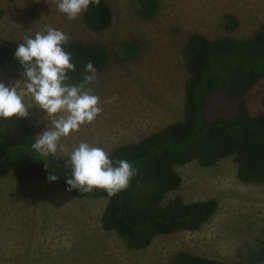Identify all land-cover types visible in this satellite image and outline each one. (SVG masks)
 Here are the masks:
<instances>
[{"label": "rangeland", "instance_id": "374dc122", "mask_svg": "<svg viewBox=\"0 0 264 264\" xmlns=\"http://www.w3.org/2000/svg\"><path fill=\"white\" fill-rule=\"evenodd\" d=\"M105 1L113 12L112 23L96 32L85 24L84 12L69 20L55 0H0V47L18 46L24 36L34 38L51 27L69 39L103 44L110 52L95 81L83 83L99 97L102 112L61 138L69 151L83 141L109 154L183 120L189 76L183 50L189 36L200 32L210 38H247L261 32L264 24V0H161L160 12L149 20L136 15L132 0ZM229 12L240 20L232 31L224 25ZM130 41L132 51L125 45ZM22 73L1 71L0 82L14 84L24 102L33 105ZM263 90V83L258 84L247 96L254 114L264 109ZM239 102L217 91L203 115L210 120L234 118ZM62 114L47 120L46 112L33 105L28 119L38 135ZM57 153L63 155L59 149ZM177 170L182 185L168 198H215L218 209L198 230L160 236L142 250L129 249L116 232L102 227L107 198H77L47 180L20 182L12 174L0 179V264H174L183 251L226 263L245 262L257 239L264 238V183L242 182L234 156L209 167L192 161Z\"/></svg>", "mask_w": 264, "mask_h": 264}, {"label": "trees", "instance_id": "16d2710c", "mask_svg": "<svg viewBox=\"0 0 264 264\" xmlns=\"http://www.w3.org/2000/svg\"><path fill=\"white\" fill-rule=\"evenodd\" d=\"M131 4L136 15L145 20L155 18L161 10V0H132ZM83 18L88 28L101 32L111 25L113 12L105 0H99V4L89 5ZM224 20L227 31L240 24L231 12L224 15ZM131 42H126V47L130 48ZM62 47L75 64V70L67 72L64 82L70 86L85 83L89 61L98 73L110 58V52L100 43L69 39ZM16 48L0 47V72H23L14 58ZM183 53L189 74L185 84V118L108 154L113 161L128 160L137 170L125 189L111 196L100 188L91 192L67 191L66 180L71 178L67 157L58 153L43 156L32 148L37 135L28 116L0 118V179L12 174L20 182L48 181L51 174L59 177L52 182L74 197L107 198L102 227L116 232L133 250L148 248L160 236L201 228L216 213L219 202L215 198L187 202L179 194L168 198L182 185L178 166L197 161L209 167L234 156L242 182L264 183V109L254 114L247 105L251 90L258 84L264 85V24L261 32L247 38H210L193 32ZM217 91L240 99L234 118L210 120L203 115L208 98ZM174 264H264V238L257 239L245 262L226 263L183 251L176 255Z\"/></svg>", "mask_w": 264, "mask_h": 264}, {"label": "clouds", "instance_id": "9594fccd", "mask_svg": "<svg viewBox=\"0 0 264 264\" xmlns=\"http://www.w3.org/2000/svg\"><path fill=\"white\" fill-rule=\"evenodd\" d=\"M58 10L69 20L76 19L86 11L90 4H99V0H55ZM18 44L14 58L23 68L24 87L31 95L35 106L46 112L45 119L58 113V118L51 120V127L37 135L32 148L43 156L60 153L67 157L66 166L71 168V178L66 180L67 191L73 189L91 192L95 188L104 189L114 195L125 189L136 169L126 159L115 161L107 152L97 146L81 141L78 146L68 150L60 144L62 137L78 131L80 126L91 123L102 112L100 99L92 94L91 89L67 85V72L75 70L70 53L62 45L68 43L69 36L55 28L48 27L37 32L33 37L24 36ZM84 82L92 83L97 76V69L89 61L86 65ZM33 105L24 102V96L14 84L0 82V118H27L28 110ZM59 177L48 175L49 182Z\"/></svg>", "mask_w": 264, "mask_h": 264}]
</instances>
